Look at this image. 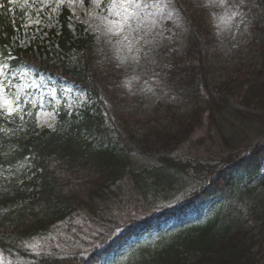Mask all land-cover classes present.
Returning a JSON list of instances; mask_svg holds the SVG:
<instances>
[{
	"label": "trees",
	"instance_id": "1",
	"mask_svg": "<svg viewBox=\"0 0 264 264\" xmlns=\"http://www.w3.org/2000/svg\"><path fill=\"white\" fill-rule=\"evenodd\" d=\"M83 1L86 5L90 2ZM108 2L100 0L101 8L105 9ZM239 5L250 15L255 31L252 40L264 68V0H239ZM16 10L19 17L27 12L26 8ZM18 16L12 18L5 10L0 11L1 58L7 53L6 39ZM208 22L206 14L192 17L186 57L162 68L167 89L181 101L173 105L179 108L169 113L167 125L154 127L145 136L136 138L118 131L100 96L98 75L89 79L85 67L64 62L59 65L64 76L95 99L90 108L70 116L60 109L57 130L37 137L29 136L35 127L36 105L25 104L22 109L12 106L11 114L0 111V189L12 187L31 169H39L32 185L39 180L41 187L36 201L22 207L0 206V252L26 257V243L46 239L56 225H68L81 212L100 226L125 225L100 244L93 236L89 247H72L63 256L30 254L32 264H97L117 253L116 248L123 252L113 257L118 264H264V177L257 178L261 150L241 157L231 139L222 136L223 125L219 124L218 139L209 133L197 141L196 147L210 143L200 153L195 151L201 147L186 151L197 131L214 128L224 116L250 117L247 111L230 104L227 84L216 89L210 86L198 40ZM58 23L59 31L48 34L63 55L88 48L92 41L81 35L82 28L76 29L77 36L67 29L66 13L62 12ZM116 80L124 86L127 79ZM253 80L249 84L256 93H251V101L256 100L264 109V79L258 84ZM15 141H23L24 148H12ZM214 143H218L216 151L210 154ZM132 155L146 158L152 166L136 169ZM178 195L184 203L181 207L163 206ZM205 203L210 212L202 214L203 219L170 229L159 226L160 219L178 220L188 210L205 208ZM130 204L163 208L157 210H162L158 219L143 222L147 216H131L126 222L114 216ZM3 226L7 230L3 231ZM127 243L131 245L127 247Z\"/></svg>",
	"mask_w": 264,
	"mask_h": 264
},
{
	"label": "rangeland",
	"instance_id": "2",
	"mask_svg": "<svg viewBox=\"0 0 264 264\" xmlns=\"http://www.w3.org/2000/svg\"><path fill=\"white\" fill-rule=\"evenodd\" d=\"M12 1V0H11ZM72 0H39L38 9L28 16L13 38V49L24 50L32 47L29 52V63L44 68L55 58L54 47L47 41L45 31L53 24V17L61 5L70 3ZM169 0H114L113 6L106 16L96 14L93 9L84 10L79 4H73L70 8L71 27L82 25L87 31L95 35L97 51H100L99 58L92 62L90 70L96 74L101 73L98 81H103L102 87L104 98L108 103L116 123L119 124L127 134L145 136L148 131L157 126L163 127L169 123L161 109L166 110L167 103L171 101H181L179 96L166 99L159 93V81H152L157 75L156 70L161 62L160 53L170 50L174 56H183L186 50V25L176 16L175 10L168 4ZM193 3L195 0H190ZM224 0L214 7L215 12L223 9ZM215 18L213 23L205 28L201 36V43L205 55V63L208 71V79L211 87L227 84L230 91L227 92V99L234 107L244 109L250 115H255L258 120L249 117L235 115L224 116L223 121L218 120L214 128L196 132L188 142L186 151L192 150L198 145V139L203 136H212L214 140L220 137L217 126L223 125L222 136L231 139L236 148L241 151H248L257 144L264 143V110L263 105H259L256 100L251 101V93H256L249 82L259 83L264 79V68L261 66L262 56L258 48L251 43V24L249 18L243 11L235 9L231 13L229 22L223 18ZM170 20L167 25L164 23ZM154 32L147 36L151 28ZM253 35V34H252ZM154 42L150 45V42ZM45 47L46 53H39L38 48ZM69 59L73 63H78L79 55H72ZM47 60V62H46ZM131 63V64H130ZM35 72L26 64L22 66L15 77H20L26 81H33V85L41 83L45 75L39 74L37 79L29 76ZM154 76L152 77V75ZM144 76L146 80L142 82L140 89L144 92L129 94L133 91L132 85L121 86L116 77ZM103 76L105 79H103ZM56 78L49 84H44L37 89L41 95L32 91L34 98H39L40 106L42 96L48 98L53 104L63 105L68 113H77L89 106L91 103L87 96L72 92L73 85L65 80H58L59 86L55 85ZM152 81V82H151ZM112 87V89L106 88ZM255 91V92H254ZM249 93V94H248ZM7 93L0 94V100L8 101ZM186 110V109H185ZM57 112L41 110L37 115V127L52 130L57 123ZM205 122V120H204ZM173 125V124H170ZM207 126V124H206ZM169 127V126H167ZM210 143L206 141L195 152L200 153ZM218 143H214L209 151L215 153ZM188 147V148H187ZM194 155V154H192ZM135 168H149L150 164L141 158L133 156ZM260 170L264 173V154L260 159ZM30 197V196H29ZM149 207H132L121 211L119 220L126 222L131 216L138 217L153 213ZM96 223H90L85 217H78L72 224L70 231L64 232V226H58L51 238L33 240L25 248L30 254L49 253L51 251L62 252L71 247H83L90 242L91 237L100 231ZM5 226L2 227L4 231ZM7 230V229H6ZM10 232V231H8ZM6 232V233H8ZM77 238V245L68 238ZM0 264H25L21 260L13 257L0 255Z\"/></svg>",
	"mask_w": 264,
	"mask_h": 264
},
{
	"label": "snow or ice",
	"instance_id": "3",
	"mask_svg": "<svg viewBox=\"0 0 264 264\" xmlns=\"http://www.w3.org/2000/svg\"><path fill=\"white\" fill-rule=\"evenodd\" d=\"M0 67H3V66H0ZM2 88H3V85H2V83H0V90H2ZM4 106H6L8 108V112L11 114V112L13 110L12 105L8 104L7 101H4Z\"/></svg>",
	"mask_w": 264,
	"mask_h": 264
}]
</instances>
